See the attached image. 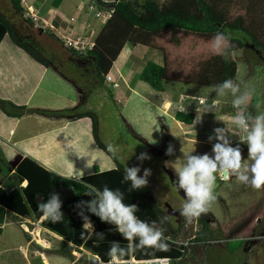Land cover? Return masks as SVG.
Masks as SVG:
<instances>
[{
  "label": "rangeland",
  "instance_id": "374dc122",
  "mask_svg": "<svg viewBox=\"0 0 264 264\" xmlns=\"http://www.w3.org/2000/svg\"><path fill=\"white\" fill-rule=\"evenodd\" d=\"M31 1L24 0L23 5L30 4ZM30 9L33 11L34 8L30 6ZM0 13L7 16L19 29H22V32L26 31V33H29L32 39L37 41L43 48L41 51L43 55L51 62L59 65L67 75H70V78L72 77L71 79L76 80L82 91H85L79 111L88 110L94 114L96 137L98 139L95 144L90 142L89 131L91 133V128L89 130L88 127L87 129H82V134L88 130L84 136V143L80 147L75 144L62 150V155L59 154L60 158L68 159L72 156L86 159V161H89L90 170H93L98 165V161L106 160L98 157L104 153L96 145L98 141L107 150L108 145H113L117 152L115 155L111 152L109 153L125 167L139 166L140 172L138 175H143L145 168L151 170V175L147 177L148 184L141 190L146 191L160 206L167 202L171 206L181 207L185 198L178 193L176 186L169 180L167 172H170L176 179L174 170L179 166L178 162L182 160L184 152H188L195 147L193 154H209L212 146L210 147L207 143L195 139L197 136L203 135V130H198L193 124L181 126L171 117L175 107H178L177 105L187 103L189 100L193 101V99L184 98L183 102L174 103L172 107L163 110V93L168 91L173 93L181 91L186 95L189 93H200L203 97L219 100L222 110L226 108L227 103H231L233 97L231 94L216 97L215 93H210L211 88L175 80H162L163 90H156L147 82L140 80L137 73L142 62L146 60L162 63L163 52H168L169 56L175 61H177L178 57L180 61L197 58L202 53L210 51V41L196 42L194 39L188 38L180 39V41L178 39L171 41L167 36H164L158 40V48L137 44L132 46L127 43L125 47L131 48L132 51L124 63L123 71L125 76L123 75L122 79H115L117 85L122 83L119 87L121 91L118 92L112 86L111 81H105L104 79L100 81L99 75L93 69V62H89L88 58L83 59V57H80L82 60H74L69 57L63 45L55 36L47 35L46 33L37 35L36 27L40 20H37L34 25L26 24L23 17L27 16V14H25L24 9H22V15H19L11 7L9 0H0ZM94 16L105 17L98 16L97 12H95ZM41 25L44 26L42 23ZM93 29L79 26L78 30L76 29L77 32L73 33H84L81 36L87 40V35L92 33ZM74 51L75 53L79 52ZM238 51L239 53L234 52L233 54V59L237 65L234 81L241 83L242 90L247 87L253 92L251 98V104L253 105L252 114L264 112V62H249L242 48ZM0 53L1 58H8L12 54L14 57L23 55L22 49L15 46L7 35L0 41ZM81 53L84 52L81 51ZM119 58L120 56L117 57L116 62L119 61ZM7 64L8 61L7 63L5 62L4 66ZM114 67L115 64L113 63L111 68L114 69ZM20 68L23 73L30 75V67L28 65L22 64ZM11 74L7 75V81L14 87L16 82V79L14 80L15 74L13 76ZM47 79H50V77L47 76ZM41 85L42 87L45 86V89L55 90L57 84L52 79L49 83L46 80H42ZM74 85L76 86V84ZM18 88H15V90ZM8 91V96H10V91L12 90ZM36 91L42 90L38 86ZM37 97H43V95H37ZM76 97L77 102L73 103V105L69 104L66 108H72L77 105L79 92ZM45 98L47 99V96ZM166 103L168 102L166 101ZM42 107L46 108L45 105H42ZM207 119L209 123L204 120L206 123L203 126L210 128L209 131L212 132V128L220 127V124L216 123L217 120H214L216 124L210 125L212 124L211 120ZM83 121L90 126L88 118ZM23 125L24 128H22ZM190 128L195 131L197 136L189 132ZM17 129L22 132L25 131L26 126L23 119L19 120ZM229 138L230 140L235 139V144H232V146L239 144L243 157L247 158V145L240 143L236 135L229 134ZM195 140L196 143L194 145ZM149 141H152V143ZM163 142H165L164 145ZM169 144L173 146V155H167L166 153L158 155L154 151V149L161 148L162 145V149L166 151ZM13 147L14 145L0 139V169H9L7 162L9 155L7 153H11L14 150ZM132 151L133 153H131ZM140 153H147L150 159L139 161L137 156ZM6 158L7 161L5 160ZM50 161L54 162L55 160L49 159ZM108 161L111 164L114 163L112 157ZM11 181L14 182L13 179ZM214 194L216 199L209 206L211 212L208 211L200 217L202 219L212 217L210 214L212 213L216 220L209 219L207 221L206 233L202 241H196L192 238L194 231L198 229L197 218L189 221L182 217L178 222H174L169 217L170 227L178 230V240L185 241L187 239L186 250L183 255L180 258L170 259L169 264H264V188L255 190L238 183L235 177L224 179L218 175ZM177 223L180 224L178 228H176ZM35 224L31 223V226ZM29 225L30 223L22 225L18 220L5 217V220L0 225V264H33L38 260H42V255L43 253L45 254L46 250L48 251L47 260L49 264H95L89 251H84L82 252L83 254H80L81 249L73 244H66L72 256L58 252L56 249L59 245V238H46L39 231H33ZM30 232L34 238L31 241H27L26 233L30 234ZM236 238L245 239L243 244L248 242L245 248H241L244 253L242 255L238 250L232 253L230 248H228V245H231ZM33 245L41 248L38 247V250Z\"/></svg>",
  "mask_w": 264,
  "mask_h": 264
},
{
  "label": "trees",
  "instance_id": "16d2710c",
  "mask_svg": "<svg viewBox=\"0 0 264 264\" xmlns=\"http://www.w3.org/2000/svg\"><path fill=\"white\" fill-rule=\"evenodd\" d=\"M59 0H47L56 4ZM112 8L110 16L101 26L95 37L93 46L84 53L76 52L71 47L63 46L70 58H88L93 62V69L103 81L104 74L111 67L124 42L132 44L158 47V40L164 36L170 39L189 37L191 39L211 40L217 32H224L229 35L231 47L227 56L215 55L209 52L197 58L177 61L169 56L168 52H163L162 63L146 60L142 62L138 73V78L147 82L152 88L161 90L162 80L180 81L199 86L210 87L225 79L234 80L236 62L230 56L231 51L242 48L246 59L249 62H264V0H100ZM12 8L22 15L23 4L19 0H9ZM99 6V5H98ZM24 22L33 25V21L27 15ZM7 16L0 13V40L7 35L10 41L22 49V54L29 62V72L27 79L23 81L21 88L15 91H25L22 94V103L13 104L9 99L0 97V112L12 118L18 117L25 109V100L33 89L43 68L49 64L55 66L57 71L64 77L67 75L59 65L51 62L43 55L42 47L32 39L29 33L21 31ZM37 35L46 33L54 34L48 27L37 28ZM57 38V37H56ZM62 44V41L58 39ZM75 54V55H73ZM34 74V75H33ZM72 78V77H71ZM76 84L79 92V100L76 106L66 109H45L34 107L28 109L46 115L69 114L72 117H85L90 120L91 140L95 143L96 120L91 111H77L84 99V92L76 80L71 79ZM29 83V84H28ZM29 86H28V85ZM26 89L22 90L23 88ZM2 91V90H0ZM11 108V109H10ZM14 108V109H13ZM173 117L184 123H191L193 116L190 112L175 109ZM220 124V123H219ZM166 142V141H165ZM163 142V145L165 144ZM109 158L114 159L112 166L86 173L80 176V182L76 183L67 176L60 175L44 167L29 156H23L8 173V169H0V224L5 217L13 220H35L42 213L37 208L41 202H45L54 194L53 188L70 187L72 193L67 197H60L62 202L61 211L64 218L59 222H52L43 217L41 225L53 231L76 246L88 250L96 255L102 263L108 262L110 257L108 251L113 243H119L126 247L128 242L116 231L115 226L102 222L97 216L85 209L93 225V232L86 231L82 217L78 214L80 209L76 207L81 201L90 199L84 195L87 191L85 185H91L102 189L104 186L124 193V202L133 203L138 206L136 215L147 222L155 221L163 229L168 249L158 251L151 248L139 249L131 254L136 258L150 256H168L170 259L180 258L186 250V245L178 242V230L173 229L162 215L160 205L157 204L146 191L140 189L132 190L130 181L124 180L125 166L119 163L111 153L98 141L96 144ZM163 145L161 148H163ZM111 154V155H110ZM14 180L11 181V180ZM25 180V184L20 182ZM12 182V183H11ZM200 225L193 233V240L202 241L206 233V222L199 219ZM180 226L177 223L176 228ZM245 239L236 238L228 245L230 251L238 250L243 253L247 243ZM228 242V241H227ZM60 253L70 254L69 247L60 240L58 248ZM127 257V256H126ZM124 257V258H126ZM123 258V259H124ZM95 263V262H93ZM33 264H43L41 260Z\"/></svg>",
  "mask_w": 264,
  "mask_h": 264
},
{
  "label": "clouds",
  "instance_id": "9594fccd",
  "mask_svg": "<svg viewBox=\"0 0 264 264\" xmlns=\"http://www.w3.org/2000/svg\"><path fill=\"white\" fill-rule=\"evenodd\" d=\"M109 9L112 11V8ZM37 20H40L38 22L40 24L43 22L40 17ZM60 38L63 46L71 47L64 43L63 37ZM92 45L91 42L88 48L81 51L85 52ZM230 47V37L224 32H217L210 41V51L215 55L227 56ZM73 50L81 52L75 48ZM106 74L108 73L104 74V80L111 81L112 86L117 90L115 78L109 75L110 78L105 79ZM210 93H215L216 97L231 94L233 97L231 106L236 111L230 119L225 120L218 111L219 100L212 102H209L207 98L200 100L201 115L196 118V121H199L203 114L213 112L215 119L225 126L214 128L213 135L208 137L210 142L213 139L216 141L212 144V155L208 153L193 154L195 151V147H193L190 151L183 153L182 160L178 162L179 166L174 170L176 188L179 191L182 190L185 197L179 212L189 221L206 214L211 203L215 201L214 193L218 175L224 179L235 177L238 183L255 190L264 188V112L252 114L248 111L253 92L247 87L242 90L241 83L228 78L212 85ZM194 98L197 101L198 97ZM182 110L184 111V109ZM186 112H190L193 116L191 110ZM228 126H231L232 130ZM229 134L239 136V141L247 145V158L243 157L239 144L232 146ZM149 142L152 143V141ZM195 143L196 140L194 145ZM107 148L113 155L116 154L117 149L113 145H108ZM166 154H174L171 144L168 145ZM137 159L142 162L145 159H150V156L147 153H140ZM139 172V166H126L124 169V180L130 181L132 190L146 187L148 184L147 177L151 175V170L145 168L143 175H138ZM66 179H72L76 183L80 182V176L76 174L66 177ZM85 187L87 191L84 195L90 199L81 201L76 207L80 209L78 214L83 219L86 231L93 232V225L89 217L85 215V209L102 222L115 226L116 231L128 242L126 247L119 243L111 245L108 251L111 258L110 264H126L123 258L139 249L151 248L158 251L168 249L163 229L155 221L147 222L140 219L136 215L138 206L133 203H125L124 193L119 189L113 190L108 186H104L102 189L91 185H85ZM61 206L59 195L54 193L47 201L39 203L37 208L46 219L59 222L64 218Z\"/></svg>",
  "mask_w": 264,
  "mask_h": 264
},
{
  "label": "crops",
  "instance_id": "0c3cea01",
  "mask_svg": "<svg viewBox=\"0 0 264 264\" xmlns=\"http://www.w3.org/2000/svg\"><path fill=\"white\" fill-rule=\"evenodd\" d=\"M46 1L47 0H32L30 4L36 10V14L40 17L41 21H43L45 24H48L50 26V27L49 26H44V27H48L49 30L54 34L53 36L57 37V40L58 39L61 40L60 38L61 35L67 36L69 38L81 36L84 33L78 34V33H73V32H77L79 26H84V27L94 28L93 31H91L92 33H89L87 35L88 42H92L93 44L95 37L98 34L101 26L103 25L105 20L110 16V13L112 12L110 11V9L108 10L107 8L108 5H106L105 3H102L100 0H59L56 4H52L51 2H49L47 3V5L45 4ZM95 12L98 13V16H103V17L105 16V17L104 18L95 17L94 16ZM185 38L191 39L189 37H183V38L181 37L177 39L180 41V39H185ZM168 39L170 38L168 37ZM174 39L175 38L170 39V40L173 41ZM87 40L85 39V41ZM194 41L209 42L211 40L196 39ZM127 43H130V42L123 43L116 58L113 60L112 65L113 63L115 64L114 69L111 68L112 67L111 65V67L107 71V73L115 79L116 78L122 79L123 75L125 76L124 71H123L124 63L128 59V56H130L129 54H131L130 52L132 51L131 48L125 47ZM130 44L132 46L135 45L132 43ZM150 48H158V47H150ZM209 52L210 51H207L204 54L202 53L201 56ZM234 52L239 53L238 50L231 51L229 54L232 58L234 56L233 55ZM118 56H120V58H119V61L116 62ZM162 56H163V53H162ZM7 61L9 65L7 64L6 66H4L5 62L7 63ZM22 64L29 66V62L24 55L14 57V55L12 54V55H9L8 58H1V53H0V72L2 75V77L0 75V90H2L0 91V97L3 99H9L13 104H16V105H19L22 103L21 97H22V94L25 93V91H21L22 93L18 92L16 96L14 94L15 91H10V96H8V92H9L8 90H14L17 87L21 88V86L23 85L24 79L25 80L27 79L29 74L27 75L21 71L20 67ZM236 68H237V65H236ZM11 73L15 74L14 80L16 79V82H15L14 87L12 86V84L9 83V81H7L8 79L7 75ZM138 73H137V76H138ZM14 74H11V76H13ZM47 76L50 77V79H47ZM52 79L57 84L55 86V90H52L50 88L45 89V86L42 87L41 85L42 80H46V82L49 83V81H51ZM121 84L117 85L118 92L121 91V88H119ZM38 86L41 88L42 91H36L38 90ZM200 87H205V86H200ZM206 88H210V87H206ZM161 90H163V85H162ZM77 91H78L77 87L73 84L70 77L62 76L57 71L55 66L49 64L48 66L43 68L33 89L30 91L29 95L27 96L24 102L26 110H23V112L18 117H15V118H12L5 114H1L2 112H0V139L5 141L6 143L14 145L13 147L14 150L11 151V153L9 152L7 153L9 155L8 161H7V158L5 159L9 165L8 173L12 171L14 165L25 155L31 157L32 159H34L35 161H37L44 167L50 169L51 171L58 173L60 175L67 176V177L73 174L81 176L83 174L99 171V170L108 168L113 165L108 161L109 156L101 148L100 149L104 153L103 155L100 153L101 155H99L98 157H100V159L102 160L103 159H106V160H103L102 162L98 161V165L93 170H90L89 161H86V159H79V158L72 157V156L68 159L60 158L59 154L62 155V152H61L62 150L67 149V147H71V145H75V144L80 147L84 143V139H85L84 136L86 135L87 131L90 128L88 123L83 121L84 119H86L85 117L77 118V117L69 116V114L51 116V115L41 114V113L28 110L34 107L44 108L42 107V105H45L46 107L45 109H66V107L69 106V104L73 105V103L75 104V102H77V97H76L78 93ZM191 91H194V90H191ZM196 91H200V90H196ZM161 92L163 93V91ZM163 94H164V96L162 97L163 110H167L168 108L172 107L174 103L176 104V103L183 102L184 98L193 99V101L189 100L187 103L179 104V105L190 107V110L194 116L191 123H184L180 120L175 119L173 116L171 117L174 118V120L181 126H187L189 124H193L194 126L197 127L198 130H203L202 131L203 135L200 137H198L197 134H195V131L192 128L189 129V132L197 136L195 138L197 141L199 140V141L205 142L211 147L212 144L216 142L215 139H213L211 142L208 140V137L210 135H213V131L212 132L209 131L210 128H205L206 126H203V124L206 123V121L207 123H209V120L207 119L209 118L212 123L210 125H213V123H215L214 120H216L214 113L208 112V113L203 114L201 116V119L195 123L196 118L201 115V112H200V104L196 101L194 97L197 96L198 98H202V99L206 97H203L200 93H195V94L189 93L188 95H186L185 93L181 91H177L176 93H173L172 91L171 92L168 91ZM37 95H43V97H37ZM45 96H47V99L45 98ZM207 99L209 100V102L216 100L213 98H207ZM166 101L169 103V105L168 103H166ZM230 104L231 103H227V105L225 106L226 108L223 107L225 108L223 110L221 109V105H219V109H218L219 114L225 120L230 119L229 117H227L228 112H226V111H229ZM177 108L179 107H175V109ZM252 109H253V105L251 104V101H250V106H249L248 111L252 113ZM78 110H79V107H78ZM20 119H23L25 126H26V129L23 132L17 129V125ZM216 123H220V127L225 126L220 121H217ZM87 127H88V130L84 131V133L82 134V129H87ZM22 128H24V125L22 126ZM89 135H90V142L94 143L91 140L90 131H89ZM230 141L232 144H235V139L230 140ZM209 155H212L211 151ZM0 159H1V156H0ZM49 159H53L55 161L49 162ZM20 184L21 185L25 184V180L21 181ZM52 192L64 198L70 195L73 191L70 187H56L52 189ZM208 211L211 212L210 209ZM210 214L212 215V219L216 220L214 215L212 213ZM43 217L44 216L42 214L35 220L25 219V220H21V221L18 220V221L22 225L30 223L29 227H31L33 231H37V232L39 231V233H41L46 238L48 237H51L53 239L59 238L58 240L64 241L65 244H73L70 241L63 240L61 236L47 229L46 227L42 226L40 221ZM31 223L32 224L36 223V224L31 226ZM26 238L28 239L27 241H31L34 238V236L30 232V234L26 233ZM33 247L39 250L38 247L40 246L33 245ZM76 247H79V249H81L80 254H83L82 252L84 251L88 252V250L83 249L79 245H77ZM47 253L48 251L46 250L45 254L43 253L42 255L41 261L43 264H49L47 260L48 259Z\"/></svg>",
  "mask_w": 264,
  "mask_h": 264
},
{
  "label": "built area",
  "instance_id": "2783aa9c",
  "mask_svg": "<svg viewBox=\"0 0 264 264\" xmlns=\"http://www.w3.org/2000/svg\"><path fill=\"white\" fill-rule=\"evenodd\" d=\"M19 2L23 4L24 0H19ZM30 6H31L30 4H26L24 6V12L31 18V20L33 21V25H34L36 24L35 22L37 21L39 16L36 14L35 9H33V11L30 9ZM42 24H45V23L42 22ZM42 27L43 25H41L40 23H37V28H42ZM62 37L66 45L71 46L80 51L88 48L91 44V42L85 41V39L82 36H76L74 38H69L67 36H62ZM109 78H110L109 74H106L105 79H109ZM200 100L201 98H197L198 103H200ZM178 107L181 110L184 109V111L190 110V107L188 106L179 105ZM235 111L236 110L230 104L229 111H227L228 112L227 117L230 118L235 113ZM228 127L230 128V130H232L231 126H228ZM239 138L240 137L237 136V140H239ZM177 241L183 243L184 245L187 243V239L185 241H179V240ZM110 260L108 262H110ZM124 260L126 261V264H169L170 258L168 256H150V257H144V258H136L133 255H128L126 258H124ZM92 261L95 262V264L102 263V261L97 256H94L92 258Z\"/></svg>",
  "mask_w": 264,
  "mask_h": 264
},
{
  "label": "water",
  "instance_id": "95a60500",
  "mask_svg": "<svg viewBox=\"0 0 264 264\" xmlns=\"http://www.w3.org/2000/svg\"><path fill=\"white\" fill-rule=\"evenodd\" d=\"M154 151H155L158 155H164V154L166 153V151H165L164 149H162V148L154 149ZM167 174H168V178H169V180H170V181L176 186V181H175L173 175H171L170 172H167ZM176 189H177V188H176ZM177 191H178V193H179L181 196L184 197V193H183L182 190L179 191V190L177 189ZM184 198H185V197H184ZM162 207H163L164 209H166V210L168 211V213L171 214V215H173V216H176L177 213H178V209L175 208V207H172V206L169 205L167 202L163 203V204H162Z\"/></svg>",
  "mask_w": 264,
  "mask_h": 264
},
{
  "label": "flooded vegetation",
  "instance_id": "af4514ba",
  "mask_svg": "<svg viewBox=\"0 0 264 264\" xmlns=\"http://www.w3.org/2000/svg\"><path fill=\"white\" fill-rule=\"evenodd\" d=\"M72 59L75 60V58H72ZM84 59H85V58H84ZM86 59H87V58H86ZM172 207H175V208L178 209V213H177L176 216H173V215L169 214L168 211L162 207V205L160 206L161 213H162L163 216H164V214H165V219L167 220L168 224H169V220H168L169 217H170V219L172 218L174 222H178V221L183 217V216L180 215V212H179V208H180V207H178V206H172ZM207 218H208V219H207ZM207 218L204 219L206 223H207V221H209V219H212V217H207ZM199 219H202V218H201V217H198V218H197L198 226L200 225V223H199V222H200ZM212 220H213V219H212ZM194 222H195V221H194Z\"/></svg>",
  "mask_w": 264,
  "mask_h": 264
}]
</instances>
